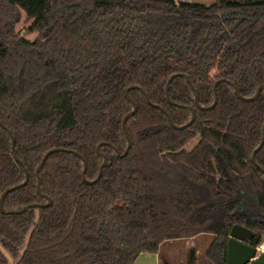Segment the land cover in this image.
<instances>
[{"label":"trees","instance_id":"trees-1","mask_svg":"<svg viewBox=\"0 0 264 264\" xmlns=\"http://www.w3.org/2000/svg\"><path fill=\"white\" fill-rule=\"evenodd\" d=\"M27 25L21 35L19 27ZM170 86V104L166 86ZM195 101V87L201 106ZM264 0H0V264H135L167 242L212 237L228 264L235 225L264 243ZM151 102L168 111L175 129ZM179 105L180 107H178ZM194 147L189 144L196 141ZM102 144H110L103 145ZM111 160L99 182L103 158ZM264 170V146L256 155ZM23 185V186H22ZM237 200L228 206L231 200Z\"/></svg>","mask_w":264,"mask_h":264},{"label":"water","instance_id":"water-1","mask_svg":"<svg viewBox=\"0 0 264 264\" xmlns=\"http://www.w3.org/2000/svg\"><path fill=\"white\" fill-rule=\"evenodd\" d=\"M177 77H184L186 79V81L191 84L189 78L186 76V75H183V74H176L174 76H172L170 78V80L168 81L167 83V86H166V97H167V100L170 104L174 105V103L172 102L171 98H170V86H171V83L174 79H176ZM224 80H220L218 82H216L215 86H214V89H213V92H214V95H215V101L213 103V105H211L210 108H205L203 106H201L200 104V101H199V95L195 89V87L192 85V88H193V91L195 93V101H196V105L198 107L199 110L201 111H205V110H208V109H211L214 108L216 105H217V102H218V94H217V87L220 83H222ZM229 84L233 87L234 89V92H235V95L237 96L238 99L244 101L245 102H252L254 100H257V98L260 96V94H262V92H264V85H261L256 94L252 97H243L238 89V87L234 84V83H231L229 82ZM133 89H136V90H139L141 91L145 97H146V100L147 102L153 107V108H156V109H159L166 117H167V120L169 121V123L171 124V126L175 129H185L187 128L188 126H191L194 122H195V119H196V114H197V111L196 109L194 108H188L193 114L191 116V119H190V122L187 124V125H184L182 127H178L172 120V117L170 116V114L168 113V111L158 105H155L151 102L148 94L144 91V89L140 88V87H132L130 89H128L126 91V98L127 100L133 105L134 109L132 112L128 113V115L124 118L123 120V123H122V129H123V133H124V136L125 138L129 141V144H128V147H127V150L125 152L124 155H121L120 152L117 151V157L118 158H123L125 157L130 148H131V142H130V138H129V134L127 132V123H128V120L130 118H133L135 116V114L137 113L138 111V106L136 104V102L129 96L130 95V91L133 90ZM178 107H180L179 105H177ZM0 127H2L5 131L8 132L10 138H11V143H12V153H13V157L15 159V161L17 163H19L23 168H24V171L26 173V179H25V182L23 183V185H26L29 181V173H28V170L25 168L24 164L22 163V161L18 158V156L16 155L15 153V146H16V141H15V138L12 134V132L7 128L5 127L3 124L0 123ZM103 145H109L110 144H102L101 146ZM98 147L97 151L99 153V155L103 158V164H102V167L99 171V175L97 177L96 180L94 181H89L87 179V176H86V173H87V168H88V164H87V159H85L82 155H80L79 153L77 152H74V151H68V150H65V149H54L50 152H48L42 159V162L41 164L39 165V167L37 168V172H36V178H37V192L40 196H42V193H41V188H42V178H41V170L42 168L44 167L45 163L47 162L48 158L54 154V153H59V152H70V153H73L75 154L78 158H80L83 162V171H82V177H83V180L86 184L88 185H94L95 183L99 182V180L101 179L102 177V174H103V170L107 167H110L111 166V160L108 159V157L104 154H102L100 152V147ZM264 146V127H263V138H262V142L261 144L259 145V147L254 151L253 155H252V162L254 163V165H256L258 167V169L260 171L263 172L264 174V170L258 165L257 161H256V155L258 154V152L260 151V149H262V147ZM22 185V186H23ZM19 187H13V188H10L9 190L5 191L2 196H1V199H0V210L3 214H21V213H25V212H28L30 209H39V208H47L49 207L51 204H52V200L51 198H49L48 196H44L47 200V203L46 204H33V205H29L27 207H24L21 211H16V212H11V213H7L5 212L4 210V203H5V199L7 197L8 194H10V192H14L15 190H17ZM237 200H231L227 203L228 206L230 205H233L234 203H236ZM255 237V234L253 233V231H250L248 230L247 228L241 226L240 225H235L231 232H230V237H229V241H228V249H227V260H228V264H264V252H260V250L256 249L255 246H253L252 244H250V242L254 239ZM258 248V247H257Z\"/></svg>","mask_w":264,"mask_h":264},{"label":"rangeland","instance_id":"rangeland-1","mask_svg":"<svg viewBox=\"0 0 264 264\" xmlns=\"http://www.w3.org/2000/svg\"><path fill=\"white\" fill-rule=\"evenodd\" d=\"M201 4H216L218 0H196V3ZM27 25H22L19 27L21 35L26 33ZM197 140L190 143L188 148L194 147L193 145L196 144ZM212 237H200V239L191 241V244L185 243V241H177L174 245L170 244L169 242L162 245L160 249V256L167 261L168 263H176V264H189L190 262L186 259L184 262V258L181 257L180 252H186V255H189L191 250L198 247L200 249V255L198 256L199 260L205 258V254L207 253L208 246L211 244ZM187 242V241H186ZM189 242V241H188ZM173 251V253L171 252Z\"/></svg>","mask_w":264,"mask_h":264},{"label":"crops","instance_id":"crops-1","mask_svg":"<svg viewBox=\"0 0 264 264\" xmlns=\"http://www.w3.org/2000/svg\"><path fill=\"white\" fill-rule=\"evenodd\" d=\"M176 1H183V2H190V3H196V0H176ZM200 239V237L194 238V239H187L183 240L185 243L191 244V241ZM187 241V242H186ZM189 241V242H188ZM177 241L169 242L170 244H175ZM262 248L261 252H264V243L260 246ZM173 253V251H171ZM181 257L184 258V262L187 259L190 263L189 264H209L206 258L202 259V261L199 260L198 256L200 255V249L198 247L191 250L189 255H186L183 251L180 252ZM186 263V262H185ZM135 264H176V263H168L165 261L162 256L159 254H143L141 257L138 258V261H136Z\"/></svg>","mask_w":264,"mask_h":264},{"label":"built area","instance_id":"built-area-1","mask_svg":"<svg viewBox=\"0 0 264 264\" xmlns=\"http://www.w3.org/2000/svg\"><path fill=\"white\" fill-rule=\"evenodd\" d=\"M256 249L260 250V252H261V250H262V248H260V246H259L258 248H256ZM261 253H262V252H261Z\"/></svg>","mask_w":264,"mask_h":264}]
</instances>
